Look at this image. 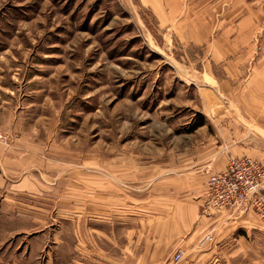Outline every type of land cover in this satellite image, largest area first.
<instances>
[{"label":"rangeland","instance_id":"374dc122","mask_svg":"<svg viewBox=\"0 0 264 264\" xmlns=\"http://www.w3.org/2000/svg\"><path fill=\"white\" fill-rule=\"evenodd\" d=\"M229 2L195 44L146 0H0V264H176L206 166L264 165V0ZM251 242L204 263L264 264Z\"/></svg>","mask_w":264,"mask_h":264},{"label":"crops","instance_id":"0c3cea01","mask_svg":"<svg viewBox=\"0 0 264 264\" xmlns=\"http://www.w3.org/2000/svg\"><path fill=\"white\" fill-rule=\"evenodd\" d=\"M208 1L212 2L206 3ZM213 1L215 0H146L147 5L153 6L163 28L187 30V39L195 44H205L206 40L204 39L208 37L204 35L208 34L207 22L210 19H206L204 15L214 13L216 15L214 20L220 22L221 15L228 11L230 13L236 11L234 6L230 5L232 2L229 0H216L218 4H214ZM209 6H212L211 10H209ZM15 156V151L12 149L5 151V148L0 145V166L3 170L0 172V188H4L7 181L18 174L19 161ZM228 162L223 167L221 165L219 169L217 167L218 170L213 165L206 166L209 168L208 173L224 171ZM206 179L207 177H205V182L208 180ZM24 186L16 185L12 190H20ZM203 200L204 198L201 201H186L187 203L183 205L191 207V213L186 217L178 214V219H172V221L180 222L170 236L182 239V242L179 243L173 239L171 244L176 242L174 245L176 251L179 247L183 248L185 251L183 260L189 256L190 252L196 256L197 262L202 260L200 262L203 263L197 264H205L206 260L214 258L213 256L216 254L224 262L234 261L239 254L252 245L253 239H259L260 231L264 232V224L252 212L243 213L239 209L232 212L223 211L221 214L211 216L204 215ZM183 205L178 204L181 207ZM259 227L261 230H258ZM207 237L213 238V241L207 240Z\"/></svg>","mask_w":264,"mask_h":264},{"label":"built area","instance_id":"2783aa9c","mask_svg":"<svg viewBox=\"0 0 264 264\" xmlns=\"http://www.w3.org/2000/svg\"><path fill=\"white\" fill-rule=\"evenodd\" d=\"M3 137H1L2 139ZM264 165L253 158H233L227 168L209 177L204 198V214L211 216L223 211L252 212L264 222ZM207 240H212L207 237ZM185 251L174 254V262L183 261Z\"/></svg>","mask_w":264,"mask_h":264},{"label":"trees","instance_id":"16d2710c","mask_svg":"<svg viewBox=\"0 0 264 264\" xmlns=\"http://www.w3.org/2000/svg\"><path fill=\"white\" fill-rule=\"evenodd\" d=\"M205 125V122L203 120L199 121L197 124L193 125L188 133L192 134L194 133L196 130H198L199 128L203 127Z\"/></svg>","mask_w":264,"mask_h":264}]
</instances>
